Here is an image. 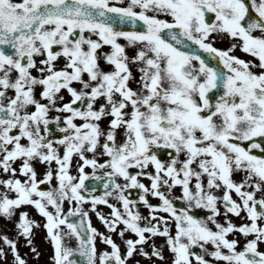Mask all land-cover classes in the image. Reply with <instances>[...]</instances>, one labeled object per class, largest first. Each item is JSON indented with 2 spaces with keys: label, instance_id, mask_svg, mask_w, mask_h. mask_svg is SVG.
Returning a JSON list of instances; mask_svg holds the SVG:
<instances>
[{
  "label": "snow or ice",
  "instance_id": "1",
  "mask_svg": "<svg viewBox=\"0 0 264 264\" xmlns=\"http://www.w3.org/2000/svg\"><path fill=\"white\" fill-rule=\"evenodd\" d=\"M138 22L142 30L118 27ZM223 35L235 41L227 49L213 44ZM237 47L251 59L231 54ZM214 89L220 94L213 100ZM53 122L63 133L55 140L49 138ZM161 148L171 150L167 162L158 158ZM74 154L75 176L69 171ZM34 160L48 166L41 180ZM85 166L98 180L96 170H104L101 195L85 184ZM0 172V215L17 217V237L39 256L31 236L40 225L27 211L17 212L33 206L45 218L54 264H76L74 251L85 264H128L134 254L163 260L155 244L143 247L155 236L165 238L170 264H264L258 248L264 243V0H0ZM53 178L55 188L39 187ZM175 186L185 202L179 209L170 195ZM129 188L139 190L147 216L133 210ZM112 195L122 211L109 202ZM86 202L93 210L110 208L109 217L96 215L121 237L123 252L85 223ZM193 208L207 214L197 217ZM242 212L245 222L229 219ZM77 215L79 222L69 219ZM233 233L245 237L239 250ZM97 236L110 250L97 252ZM65 237H75V249L65 246ZM0 241V260L10 253L11 264H27L17 239L0 234Z\"/></svg>",
  "mask_w": 264,
  "mask_h": 264
},
{
  "label": "flooded vegetation",
  "instance_id": "2",
  "mask_svg": "<svg viewBox=\"0 0 264 264\" xmlns=\"http://www.w3.org/2000/svg\"><path fill=\"white\" fill-rule=\"evenodd\" d=\"M119 42L121 44H126V41H124L123 38H120ZM107 49H108V46H105L104 50L107 51ZM126 51L128 52L129 55H131L133 53V49L131 47H127ZM193 63H195V61ZM132 72H133V75L135 77L139 76L134 65L132 66ZM33 74H36L35 71H33ZM130 85L132 87H136L135 81L134 80L131 81ZM74 86L78 87V85H74ZM64 97H65V100H67L69 98L66 93H64ZM53 115H57V113H55V112L49 113V116H53ZM59 115L63 116L64 113H60ZM76 122L80 123L81 121L77 120ZM106 123H107V119L102 120L101 126L103 127ZM61 126H62V123H61ZM49 127L51 129V134L49 136L50 139L55 140V138L63 135V133L59 132L57 125L54 122L51 123ZM119 140H120V136L118 135L117 142H119ZM21 142L24 143L25 141L22 140ZM60 151L62 154V148L60 149ZM168 154H169V149L161 148V149L157 150V155H158V157H160L159 159H161L164 162L168 161V159H169V157H167ZM86 155L91 156V153H86ZM98 159H103V158L98 157ZM78 160H79V157L74 154L72 156L70 169H69L70 173L74 176L77 175L76 165H77ZM18 163L19 162H17V164ZM32 164L35 166L42 165V163H39L36 160L32 161ZM53 167L55 169L54 163H53ZM147 170L152 171L151 166H149V168ZM84 171H85V173L89 174V178H94L95 180H98L95 178L94 175H92L93 169L91 166H85ZM130 171L134 172V171H136V169H130ZM103 172H104V170H100V169H97L95 172V175L101 177V179L98 180L101 183L96 186V188H98V189H95L93 193H102V191H104L103 190V188H104ZM240 176L241 175L233 174V179L238 181L237 177H240ZM139 179L146 185H148L150 183L149 180L145 177H139ZM116 182L122 183V184L124 183L123 179L119 178V177L116 178ZM39 187L42 189L43 185L41 184V185H39ZM162 190H164V189H162ZM138 193H139L138 189L132 188V191H130V192L126 191L125 195L127 197L133 196L130 200H134L137 202L136 208L133 209L134 211H139L141 216H147L148 210L143 204L139 203ZM216 194L220 195V192H217ZM170 195H171V198L173 200L175 207H177L179 209L180 207L185 206V202L182 201L181 199H179V197L182 195L179 186L173 187ZM112 197L114 198L115 195H112ZM233 198L236 199L234 193H233ZM148 200L152 204L159 203L158 198L152 197L151 195H148ZM110 203L115 204L117 206V208H119L121 211L123 210L120 202L117 199L115 201H110ZM218 206H220V205H218ZM220 207H221V211H223L222 206H220ZM82 208L88 212V222L90 221L91 225L93 227H95L98 230V232H102L106 236L110 235L112 237V239L120 246V249L123 252L124 251V244L122 242L121 237L115 231L110 232L96 215V213L99 212L102 215H104L105 217H109V213L111 211L110 208L104 204H97L96 209L93 210L90 206V203H87V202L82 205ZM23 211H25V210H23ZM27 212L29 213V216L31 217V219L36 221L40 225L39 227L33 226L32 236H31L32 246H34L36 251L39 252V256L34 255V253L29 250L28 246H27V249L23 250V256H25L27 254L32 259L31 262H29V264H35L36 259L41 261L43 264H54V262L51 259L52 255H53V248H52L50 239L47 238L46 229L43 227V224L45 223V218L43 216H41L35 210V208H31L30 210H27ZM161 214L167 215L165 213H161ZM191 214H193L197 217H203L207 214V210H205L203 208H193V209H191ZM241 217H243V216L240 215V217H237V216H234L232 214H229V219L235 224H240L242 222H245L246 218L241 219ZM71 218H73V217H71ZM218 219L223 221L222 216L218 217ZM140 223H141V225H143V223H144L143 220H141ZM61 227L64 228V226H61ZM120 227H123V225H118V228H120ZM64 230L67 231L66 228H64ZM171 231H174V226L172 227ZM235 234L240 235L239 233L229 234V238H236L237 236H235ZM132 235L133 234L130 232L125 233V237L132 236ZM145 235H148V234L145 233ZM236 239L241 240V241H238L239 243L237 245V249L239 250L243 246V244H244L243 241H245V239L244 238H236ZM23 241H25V238L20 240V242H23ZM95 243H96L97 252H100L103 250H110L108 245L101 242L99 236L96 237ZM64 244L67 247H71V248L75 249L77 242L75 240V237H70V238L65 237L64 238ZM152 244H155L157 246V248H160L162 250L163 256H164L163 260L157 259L156 257H152L151 259H148L146 257L140 256L139 254H134V256L129 259L128 264H135V261H139V264H153V261H155V264H170V259L172 257V253L169 252V250L167 248V245L165 243V238L162 236L151 237L150 240L146 241L145 244L143 245L145 251H150ZM206 247H210V246H206ZM258 248H259V250L264 251V243H260L258 245ZM197 251H199V249H197ZM205 258L211 259L210 257H207V256ZM218 264H223V262H218Z\"/></svg>",
  "mask_w": 264,
  "mask_h": 264
},
{
  "label": "rangeland",
  "instance_id": "3",
  "mask_svg": "<svg viewBox=\"0 0 264 264\" xmlns=\"http://www.w3.org/2000/svg\"><path fill=\"white\" fill-rule=\"evenodd\" d=\"M233 42H235V41H233V40H231L230 38L228 39V40H226L225 42H224V45H226V47H229L230 46V44L231 43H233ZM232 52H233V54H236V55H240V56H242L243 57V59H247V58H249L250 56L249 55H247L246 53H244V52H242V51H240V49H239V47H237V48H235V49H233L232 50ZM19 162V161H18ZM16 165H14V167H15ZM48 167V166H47ZM34 168H35V170H39V168L40 167H36V166H34ZM43 173L44 172H40L39 174H37V179L38 180H40V179H42L43 178ZM19 174V173H18ZM2 176V177H1ZM3 176H4V174L2 173V172H0V178H3ZM57 184V182H52L51 183V186L52 187H54L55 185ZM0 190H2V189H0ZM9 195H12V193H9ZM69 206L68 205V203L66 202L63 206ZM27 206H31V205H23V206H21V208L20 209H17V212H19V211H21V209L23 208V207H27ZM16 216L14 215L11 219H6V218H4L2 215H0V234H6V235H8L9 236V238H13V239H17L18 237H17V234H16V230H10V231H8L9 233H11V234H9V233H7L6 231H7V227H6V225L5 224H7V225H9V224H13L14 222H15V220H16ZM4 230V231H3ZM249 237H251V236H249ZM0 246H3L2 245V241H0ZM11 254L8 256V259L4 262L5 264H11L10 262H11ZM0 264H1V261H0Z\"/></svg>",
  "mask_w": 264,
  "mask_h": 264
},
{
  "label": "water",
  "instance_id": "4",
  "mask_svg": "<svg viewBox=\"0 0 264 264\" xmlns=\"http://www.w3.org/2000/svg\"><path fill=\"white\" fill-rule=\"evenodd\" d=\"M245 143H247V142H245ZM255 151H256V154H260L259 150H255Z\"/></svg>",
  "mask_w": 264,
  "mask_h": 264
}]
</instances>
